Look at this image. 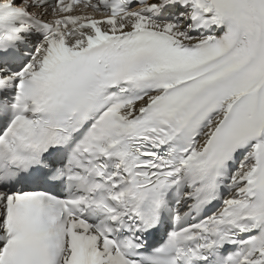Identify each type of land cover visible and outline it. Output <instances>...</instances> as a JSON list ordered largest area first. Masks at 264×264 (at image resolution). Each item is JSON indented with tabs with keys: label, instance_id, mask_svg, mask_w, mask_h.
<instances>
[{
	"label": "snow or ice",
	"instance_id": "obj_1",
	"mask_svg": "<svg viewBox=\"0 0 264 264\" xmlns=\"http://www.w3.org/2000/svg\"><path fill=\"white\" fill-rule=\"evenodd\" d=\"M0 264H264V0H0Z\"/></svg>",
	"mask_w": 264,
	"mask_h": 264
}]
</instances>
